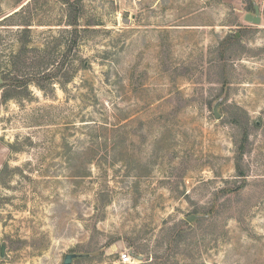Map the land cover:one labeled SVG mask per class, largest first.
Masks as SVG:
<instances>
[{"label":"rangeland","instance_id":"rangeland-1","mask_svg":"<svg viewBox=\"0 0 264 264\" xmlns=\"http://www.w3.org/2000/svg\"><path fill=\"white\" fill-rule=\"evenodd\" d=\"M71 1L0 0V264H264V0Z\"/></svg>","mask_w":264,"mask_h":264},{"label":"trees","instance_id":"trees-1","mask_svg":"<svg viewBox=\"0 0 264 264\" xmlns=\"http://www.w3.org/2000/svg\"><path fill=\"white\" fill-rule=\"evenodd\" d=\"M64 2H66L69 6L70 9V20H69V24L71 26H73L75 28V32L77 33L76 30H78L79 27V15L77 12V7H75L77 4L75 1H71V0H63ZM28 4V3H26ZM25 5H23L21 8H23ZM19 11V10H18ZM16 11V12H18ZM9 16L11 15H7L5 16L3 19H7ZM20 25V24H19ZM22 25H24L25 27L23 28V32L26 31H30L31 30V24L30 23H23ZM28 35L26 34V37ZM77 34H75L74 39H73V45L77 44ZM21 40H24L21 39ZM26 41V39H25ZM238 41V36L236 34H230L229 36H227L226 38H224L220 45L221 48L220 50V60L223 62V66L227 65L226 63V56L225 54H227L229 48H231L236 42ZM30 48L23 43L21 45V48L19 49L18 55L19 57H25V60H19L20 63L17 64L18 68L17 71H21L22 69H27V70H32L33 72V76H29L25 78V76L23 75L22 78L19 77V73L17 72V74H15L13 77H10L9 74L3 76V83L1 84V87L3 89V93H2V100L3 102H6L7 100H9L10 98H14L18 96V94H22L20 92H23V94L26 96L30 94V90L28 89V87L25 88V91H19L22 86H26L29 85V82H35L36 85H38L41 89L43 90H47L48 85H51L55 82H53V80L56 78L58 71L53 72V71H47V69H45L44 71H38L36 70V68H42V66L36 67L37 63L35 62H28L27 58H28V53L30 52ZM15 64V66H17ZM58 69H61V66H58ZM31 72V71H30ZM35 72V73H34ZM70 76V75H68ZM70 77L67 78V80H69ZM58 83L65 85V81H58Z\"/></svg>","mask_w":264,"mask_h":264},{"label":"water","instance_id":"water-1","mask_svg":"<svg viewBox=\"0 0 264 264\" xmlns=\"http://www.w3.org/2000/svg\"><path fill=\"white\" fill-rule=\"evenodd\" d=\"M246 18L247 20L252 21L254 23H259L261 21L260 16H253L252 14H248ZM0 81H2L1 78H0ZM81 256H85V255L78 254V253H68L65 257L64 264H71L74 258L81 257Z\"/></svg>","mask_w":264,"mask_h":264},{"label":"built area","instance_id":"built-area-1","mask_svg":"<svg viewBox=\"0 0 264 264\" xmlns=\"http://www.w3.org/2000/svg\"><path fill=\"white\" fill-rule=\"evenodd\" d=\"M122 258L130 262L131 260L135 259V256L130 251H127L122 255Z\"/></svg>","mask_w":264,"mask_h":264}]
</instances>
